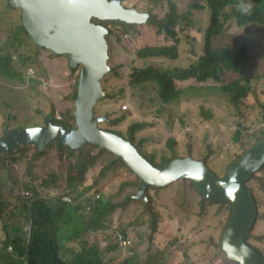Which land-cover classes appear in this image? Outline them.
Instances as JSON below:
<instances>
[{
  "label": "rangeland",
  "instance_id": "obj_1",
  "mask_svg": "<svg viewBox=\"0 0 264 264\" xmlns=\"http://www.w3.org/2000/svg\"><path fill=\"white\" fill-rule=\"evenodd\" d=\"M121 1L126 8L147 13L158 21L169 12V3L176 6L177 14L182 15L174 27L177 58L144 59L138 55L146 47L174 45L154 25L103 22L110 31L106 35L109 72L102 80L105 96L95 107V117L102 119L99 127L130 141L156 167L162 163L161 158L191 157L204 163L215 176L223 177L244 152L264 140V28L259 30L251 22L247 27H238L232 8H224L219 17L221 29L212 38L211 47L235 52L244 44L246 57L241 71L225 70L217 82L173 79L181 94L162 103L159 84L135 82L136 74L147 70L179 74L197 63L203 55L210 13L208 9L194 10L191 6L206 7V1ZM236 1L250 7L247 12L253 11L254 4L249 0ZM40 49L23 27L21 9H8L7 0H0V57L9 58L15 67L11 78L0 75V137L29 117L22 97L31 96L27 88L35 86L30 84L32 76H45ZM61 56H66L70 63L69 55ZM76 70L75 93L80 66ZM242 77L249 79L250 90L235 106L231 100L235 89L222 91L221 87L231 82L244 87ZM47 103L48 106L40 102L37 110L30 108L38 114L51 109ZM50 115L51 120L60 116L53 108ZM60 123L76 127L74 115H70V122H64L62 117ZM142 123L145 127L132 129ZM169 140L172 143L168 145ZM139 182L114 154L91 144L78 151L51 144L40 154L34 146H23L0 155V257H17L14 246H4L7 240L22 247L28 243L30 203L38 193L52 203L61 199L66 203L65 212L78 208L69 224L59 223V256L68 264H77L78 255L90 257L97 264H233L221 249V238L231 219L230 204L203 199L186 180L149 188L145 203L135 199ZM246 187L256 204V221L246 243L264 258V166ZM27 192L31 197L24 195ZM96 196L97 204L108 202L117 206L98 229L88 226L92 213L86 210ZM64 198H70L72 203ZM152 219L156 232L149 240ZM120 239L133 241L130 254L122 253ZM10 247L12 251H8Z\"/></svg>",
  "mask_w": 264,
  "mask_h": 264
},
{
  "label": "water",
  "instance_id": "obj_2",
  "mask_svg": "<svg viewBox=\"0 0 264 264\" xmlns=\"http://www.w3.org/2000/svg\"><path fill=\"white\" fill-rule=\"evenodd\" d=\"M7 8L21 9L23 27L32 43L55 55H69L71 67L80 66L81 71L73 97L76 127L54 125L45 118L43 126L9 129L0 137V155L23 146H34L40 154L51 144L66 145L72 151L91 144L114 154L133 172L140 181L135 199L145 203L149 188L186 180L203 199L230 204L232 214L221 238V249L226 253L225 242L242 256L228 259L233 264H264V259L246 243L256 221V204L246 185L264 166V140L244 152L219 178L191 157H177L157 168L130 141L99 127L102 119L95 117V107L105 96L102 80L109 72L108 30L102 23L154 25V17L126 8L121 0H7Z\"/></svg>",
  "mask_w": 264,
  "mask_h": 264
},
{
  "label": "trees",
  "instance_id": "obj_3",
  "mask_svg": "<svg viewBox=\"0 0 264 264\" xmlns=\"http://www.w3.org/2000/svg\"><path fill=\"white\" fill-rule=\"evenodd\" d=\"M205 1L206 7L200 5L191 6L194 10L208 9L210 13V24L205 31L203 55L198 58L197 63L193 67L184 72H180L179 74L173 73V75H170L168 72L159 74L151 70L137 72L136 74L134 79L135 82L155 81L159 84V99L162 103H169L172 100L177 99L181 94L180 90L175 89L173 79L187 80L189 78H195L199 82L211 79L217 82L220 80V75L225 70L232 71L234 73H239L241 71L242 63L246 57V46L244 44L240 45L235 52H231L226 48L217 50L212 49L211 47L213 42L212 38L218 35V32L221 29L219 17L224 8H232L236 17V25L238 27H247L250 22L258 29L260 27H264V0H249L254 4L252 12H247V8L239 5L236 0ZM168 7L169 12L162 20L158 21L155 19L154 26L157 27L158 33L162 32L171 38L174 45L171 47H146L138 52V55L141 58L146 59L157 56H165L170 60H175L177 58L176 46H178V38L176 36V32L174 31V27L177 26V23L181 19L182 15L177 14L176 6L172 3H169ZM107 35H110L109 29ZM14 70L15 67L12 65L9 58L4 59L0 57L1 76L11 78ZM241 79L245 82V88L238 84H234L233 82L221 87L222 91L235 89L231 98L232 103L235 106L241 99L246 97V93L250 90V86L248 85L249 79L247 77H242ZM53 123L55 125H64L54 119ZM64 126L69 127L68 124ZM143 127H145V124L143 123L135 124L132 129H141ZM171 143L172 141L169 140L168 145ZM161 159L162 163L159 167H162L167 162L174 159V157L169 160H165L164 158ZM65 206L66 203L61 199H59L56 203H52L42 198L38 193H35L30 203L31 229L28 243L26 246L22 247L20 246V243L7 240L4 246L6 248L10 245L14 246L17 257L14 258L8 255L1 256L0 264H68L62 259V257L59 256V223L69 224L76 217L78 208H73L65 212ZM116 207V205L108 202H99L91 212L92 214L88 226L94 229L102 227L103 220L106 219L116 209ZM150 232L151 235L149 236V240L152 239L153 233L156 232V224L153 219L150 224ZM253 250L258 252L255 249ZM259 256L261 257V255ZM77 259V264H97L92 258L83 255H78Z\"/></svg>",
  "mask_w": 264,
  "mask_h": 264
},
{
  "label": "crops",
  "instance_id": "obj_4",
  "mask_svg": "<svg viewBox=\"0 0 264 264\" xmlns=\"http://www.w3.org/2000/svg\"><path fill=\"white\" fill-rule=\"evenodd\" d=\"M39 57L46 71L45 76H39L38 78L32 76L30 84L35 86L27 88L28 94L31 96L22 97L25 100L29 117L26 120L19 121L18 124L20 125L11 129L43 126L45 118H52L50 115L52 108L56 110V114L64 118V122H70V115H74L75 103L73 97L76 94V68H70L66 56H56L46 49H40ZM40 102L45 103L47 106L48 103L46 104V102H49L51 109L38 114L33 113L30 106H34V110H37L36 106ZM171 234H174V227Z\"/></svg>",
  "mask_w": 264,
  "mask_h": 264
},
{
  "label": "built area",
  "instance_id": "obj_5",
  "mask_svg": "<svg viewBox=\"0 0 264 264\" xmlns=\"http://www.w3.org/2000/svg\"><path fill=\"white\" fill-rule=\"evenodd\" d=\"M126 38H129V36H126ZM123 109H127L126 106L123 107ZM56 121L61 122L62 121V117L61 116H57L56 117ZM25 196L30 197L31 194L29 192L24 193ZM99 199V196H96L93 198V202L87 206L86 210L88 212H92L94 210V208L97 205V200ZM64 201L72 203V200L70 198H64ZM181 242V241H180ZM133 241L130 239H120L118 241V246L120 248V250L122 251V253L126 256L127 254H130V249H131V245H132ZM8 251H12V248H8Z\"/></svg>",
  "mask_w": 264,
  "mask_h": 264
},
{
  "label": "bare ground",
  "instance_id": "obj_6",
  "mask_svg": "<svg viewBox=\"0 0 264 264\" xmlns=\"http://www.w3.org/2000/svg\"><path fill=\"white\" fill-rule=\"evenodd\" d=\"M128 19H134V18H128ZM126 162L132 166H134V163H132L130 160L126 159ZM223 247L226 251V256L231 257V256H237L238 258H240L242 256V254L238 251H236L232 246L227 245L225 242L223 243Z\"/></svg>",
  "mask_w": 264,
  "mask_h": 264
},
{
  "label": "clouds",
  "instance_id": "obj_7",
  "mask_svg": "<svg viewBox=\"0 0 264 264\" xmlns=\"http://www.w3.org/2000/svg\"><path fill=\"white\" fill-rule=\"evenodd\" d=\"M247 10H250V7H249V9H246V11ZM260 28H264V27H260ZM260 28H259V30H260ZM108 30V29H107ZM52 122H53V120H52ZM58 122V121H57ZM54 124V123H53ZM55 125V124H54ZM36 127H38V126H36Z\"/></svg>",
  "mask_w": 264,
  "mask_h": 264
}]
</instances>
